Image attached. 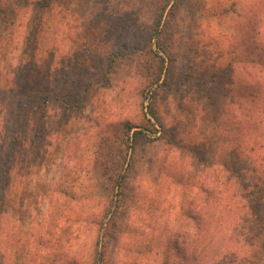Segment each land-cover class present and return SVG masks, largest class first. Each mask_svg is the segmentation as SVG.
I'll return each instance as SVG.
<instances>
[{"label": "rangeland", "instance_id": "rangeland-1", "mask_svg": "<svg viewBox=\"0 0 264 264\" xmlns=\"http://www.w3.org/2000/svg\"><path fill=\"white\" fill-rule=\"evenodd\" d=\"M35 1L0 0V148L10 139L7 125L17 134L11 136L14 153L0 213V264H90L99 238L104 255L97 264H177L169 262V169L184 164L169 148V131L180 142L216 144L230 75V65L224 64L232 58L236 34L231 15L244 13V0H176L175 17L146 47L165 62L166 84L155 99L158 124L146 108L149 95L139 68L149 56L139 33L150 27L160 0H144L135 32L130 27L116 45L95 29L101 0H49L41 10L37 46L30 50ZM91 40L99 46L97 55H119L107 81L97 70L108 60L81 76L74 89H89L65 112L60 100L70 88V64ZM17 82L21 87L10 90ZM43 86L47 95L29 97L22 91ZM148 120L156 131L131 151L129 166H123L128 168L123 196L113 202L112 220L103 225H109L107 232L100 230L95 222L109 202L106 174L117 166L110 158L115 153L111 135L103 134L125 122L141 130ZM99 147L103 163L94 164L91 156L101 152ZM250 214L252 228L257 216ZM258 244L253 261L238 264H264V242Z\"/></svg>", "mask_w": 264, "mask_h": 264}, {"label": "trees", "instance_id": "trees-1", "mask_svg": "<svg viewBox=\"0 0 264 264\" xmlns=\"http://www.w3.org/2000/svg\"><path fill=\"white\" fill-rule=\"evenodd\" d=\"M35 2L38 10L31 20L27 37L30 50L37 46L43 18L41 10L50 3L49 0ZM143 2L144 0H101L100 11L95 18V29H101L102 36L116 45L130 27L135 32L133 25L138 23L136 16L143 13ZM230 2V6L236 5L235 1ZM131 4L136 5L135 10L128 7ZM242 4L244 13L236 11L231 15L236 20L233 26L236 34L232 36V58L224 64L230 65V75L229 81L224 85L225 102L218 114L219 133L216 144L211 146L205 140L199 145L191 140L180 142L169 131V148L182 155L184 164L180 168L169 169V193L172 192L169 203V262L238 264L239 260L246 261L247 258L253 261L255 251L260 249L258 243L264 242V0H244ZM177 8L176 0H160L158 10L151 18L149 30L140 28L139 33L144 37V51L149 56L146 64L139 68V73L149 95L146 105L148 114L157 124L159 119L155 99L166 84V75L163 74L165 62L158 52H153L152 48L146 50V47L168 21L170 24ZM226 10L223 7L221 15ZM92 42L94 40L86 41L70 64L68 97L60 100L65 112L68 108L75 107L89 89V86L82 92L74 89L81 76L108 60L104 67L97 70L98 78L107 81L113 57L119 55L113 52L106 57L99 56V46ZM18 87H21L19 82L10 90H17ZM44 87L38 91H22L29 97L41 93L47 95ZM207 98L214 100L212 88L208 90ZM134 127L125 122L115 131L107 129L103 134V137L111 135L115 153L110 158L117 166L106 174L109 179L106 188L109 202L95 222L100 230L104 229V223L112 220L113 202H119L123 196L128 169L123 170V166H129L131 151H135L140 139L156 131L155 125L149 120L148 126L141 124V130H133ZM6 133L10 139L0 148V213L14 153L12 144L15 138L11 139V136L17 135L14 126L9 125ZM104 148L108 149L106 144ZM104 148L99 147L101 152L93 154L90 161L94 164L103 163ZM208 149L210 152H207ZM104 163L107 165V162ZM189 169L192 172L188 173ZM191 192L193 195L189 197ZM251 212L257 216L252 228L247 223ZM108 226L107 224L104 229L106 232ZM106 232L101 241L103 244L108 237ZM244 237H247V241ZM99 244L100 238L95 242L94 258L90 264L99 263L104 255V245L99 251Z\"/></svg>", "mask_w": 264, "mask_h": 264}]
</instances>
